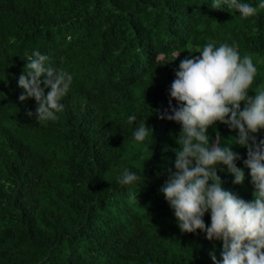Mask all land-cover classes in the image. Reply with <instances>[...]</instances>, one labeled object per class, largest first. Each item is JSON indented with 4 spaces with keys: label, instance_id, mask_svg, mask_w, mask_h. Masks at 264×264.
Masks as SVG:
<instances>
[{
    "label": "trees",
    "instance_id": "1",
    "mask_svg": "<svg viewBox=\"0 0 264 264\" xmlns=\"http://www.w3.org/2000/svg\"><path fill=\"white\" fill-rule=\"evenodd\" d=\"M214 4L0 0V264H212L213 249L220 260L223 242L181 233L159 192L179 147L180 125L166 116L178 106L170 85L180 60L208 42L235 44L258 68L251 91L264 84V10L243 18ZM34 49L73 76L54 121H38L35 100L18 99ZM144 120L153 140L138 143ZM218 133L222 146L235 142L237 132L217 122L210 144ZM233 150L245 180L233 184L218 166L222 187L250 201L247 150ZM125 169L144 182L122 186ZM203 219L210 224L209 213Z\"/></svg>",
    "mask_w": 264,
    "mask_h": 264
},
{
    "label": "clouds",
    "instance_id": "2",
    "mask_svg": "<svg viewBox=\"0 0 264 264\" xmlns=\"http://www.w3.org/2000/svg\"><path fill=\"white\" fill-rule=\"evenodd\" d=\"M222 3L243 18L264 10V0L256 6L246 0H215L213 7ZM196 52L198 56L192 53L180 60L170 85V97L178 106L171 108L166 119L180 125L179 147L174 151L175 172L168 170L159 192L170 205L181 233L199 230L208 241L223 242L219 261L215 249L209 253L212 264H264V139L257 140L256 135L264 130V84L251 91L258 68L250 54L241 56L235 44L208 42ZM26 59L27 71L18 78V87L23 89L18 99L21 103L34 99L37 120L54 121L64 110L62 100L73 76L50 66L49 57L39 50L34 49ZM136 120L135 115L128 116L129 124ZM217 122L237 132L233 144L222 146L219 133L210 144L207 129ZM150 136L153 140V129L145 120L135 125L136 142L143 143ZM233 145L247 150L243 164L253 186L250 201L225 190L217 171L223 166L234 177L233 184L244 182L245 173L236 164L241 157ZM144 179L125 169L118 182L124 186ZM206 213L210 214L209 225L203 219Z\"/></svg>",
    "mask_w": 264,
    "mask_h": 264
}]
</instances>
